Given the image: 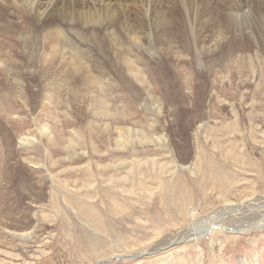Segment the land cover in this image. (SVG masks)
I'll return each instance as SVG.
<instances>
[{"label": "rangeland", "instance_id": "1", "mask_svg": "<svg viewBox=\"0 0 264 264\" xmlns=\"http://www.w3.org/2000/svg\"><path fill=\"white\" fill-rule=\"evenodd\" d=\"M115 1L43 0L42 16L0 1V264H264V227L240 229L264 221V59L212 51L223 14L249 8L260 47L263 0ZM87 7L106 20L82 25ZM50 9L76 19L45 22ZM150 10L170 20L151 46L174 51L153 60L108 19L137 27ZM190 29L201 71L185 58Z\"/></svg>", "mask_w": 264, "mask_h": 264}, {"label": "bare ground", "instance_id": "2", "mask_svg": "<svg viewBox=\"0 0 264 264\" xmlns=\"http://www.w3.org/2000/svg\"><path fill=\"white\" fill-rule=\"evenodd\" d=\"M2 1V0H0ZM52 1V0H51ZM98 1V0H97ZM106 1V0H105ZM115 1V0H114ZM120 1V0H119ZM136 1V0H135ZM224 1V0H223ZM230 1V0H229ZM246 1V0H245ZM116 4L118 3V1L116 0L115 1ZM133 2V1H131ZM137 2V1H136ZM141 2V1H139ZM228 2V0H227ZM239 2V0H238ZM249 2V1H247ZM96 3V2H95ZM103 3V2H102ZM101 3V4H102ZM135 3V2H134ZM167 3L168 4H172V3H176L178 5V7H182V10H184L185 8L184 7H192L194 6V4H196L194 2V0H167ZM213 2L211 1H207L205 2V4L207 5H212ZM224 3V2H223ZM234 3V2H233ZM2 4V3H0ZM4 4V3H3ZM7 4V3H6ZM10 4V2H9ZM12 4V3H11ZM43 0H25L24 4L25 7H30L31 9V6L33 7V5H35V7H37V10L36 12L39 14V15H43L46 13V8H43ZM47 4V3H46ZM100 4V3H99ZM100 4V5H101ZM104 4V3H103ZM108 4V3H107ZM113 4V3H111ZM110 4V5H111ZM115 4V3H114ZM129 4V3H128ZM133 4V3H132ZM145 4L146 6H149V5H160L162 4L163 5V0H145ZM231 4V3H230ZM247 4V3H246ZM252 4V2H251ZM16 5V4H15ZM28 5V6H27ZM45 5V4H44ZM48 5V4H47ZM85 5V4H84ZM206 5V6H207ZM222 5V4H221ZM229 5V4H228ZM227 5V6H228ZM248 5V4H247ZM260 5V8L262 7L264 9V0L263 2L259 3ZM258 5V6H259ZM13 6V5H12ZM56 6V5H55ZM86 6V5H85ZM89 6V5H88ZM97 6V5H96ZM120 6V5H119ZM137 6V5H136ZM135 6V7H136ZM144 6V5H143ZM251 6V5H250ZM7 7V5H6ZM5 7V8H6ZM9 7V5H8ZM15 7V6H14ZM17 7V6H16ZM21 7V6H20ZM79 7V6H78ZM90 7V6H89ZM98 7V6H97ZM113 7V6H112ZM201 7V6H200ZM237 7V6H236ZM240 7V6H239ZM247 7V6H246ZM253 7V6H252ZM18 8V7H17ZM61 8V6L59 7ZM70 8V7H68ZM74 8V7H73ZM77 8V7H76ZM88 8V7H87ZM133 8V7H132ZM139 8V7H138ZM184 8V9H183ZM245 8V7H244ZM259 8V9H260ZM2 9V8H1ZM4 9V7H3ZM48 9V8H47ZM75 9V8H74ZM101 9V8H100ZM108 9V8H107ZM222 9V8H221ZM229 9V8H227ZM248 9V8H246ZM11 10V9H10ZM9 10V11H10ZM18 10V9H17ZM25 10V9H24ZM23 10V11H24ZM34 10V9H33ZM69 10V9H68ZM68 10L65 11L64 10H60V11H50L47 12L48 15L44 18V21L45 22H50V20H55V19H63V21L65 22H69V20L71 21L72 19L75 20L76 19V16L73 15L72 16V12H67ZM72 10V9H71ZM77 10V9H76ZM83 10V9H82ZM86 10V8H85ZM84 10V11H85ZM156 10V9H155ZM201 10V9H200ZM223 10V9H222ZM233 10V9H232ZM5 11V9H4ZM6 11H8L6 9ZM81 11V10H80ZM79 11V12H80ZM98 11V10H96ZM227 11V10H226ZM109 12V11H108ZM185 12V11H183ZM4 13V12H2ZM29 13V12H28ZM74 13V12H73ZM107 13V12H106ZM110 13V12H109ZM136 13V12H135ZM181 13V12H180ZM211 13V12H209ZM24 14H26L24 12ZM80 14V13H79ZM111 14V13H110ZM114 14V13H113ZM188 12H185L184 13V18L185 16L187 17L188 15ZM132 15V14H131ZM201 15V14H199ZM203 15V14H202ZM10 16V15H9ZM23 16V15H22ZM30 16V15H29ZM112 16V15H111ZM204 16V15H203ZM255 14L253 12V10L251 8H249L247 11H243V12H233V13H229V14H223V20L225 22L224 24V30L223 31H215V33L217 34V37L219 38L220 41L218 45H214L215 48L214 50L212 51H218L219 48H220V42H223L224 45H225V56L227 57V59L231 60V59H242L245 54L247 56V58L250 57V53H245L243 52L242 50L244 49L243 47L244 46H249L251 45L252 46V49H254L255 53H252L253 56H256V55H261L262 59H264V42H262L260 44V47H259V44H258V41L256 40L255 37H253V34H252V29L255 25H257L256 23V19H255ZM26 17V16H25ZM113 17V16H112ZM202 16H200L201 18ZM19 18V17H18ZM20 18H21V15H20ZM30 18V17H29ZM32 18V16H31ZM135 18H137V27L134 26L133 24H129V23H125L124 25L120 22V21H115L113 20L111 17L108 18L109 20H111V22L113 24H117V28H119V31L118 33L120 34H123V35H126L127 38L130 39V41H132L135 44H137L136 48L137 50L139 51H142V56H147L149 59L153 60V57L155 58L158 57L163 51L165 52V55H170L171 53H173L174 51L170 48V49H167L168 46H162L161 48H153L151 45L152 43V30H157L159 29V27H166V25L169 24L170 20L168 18L165 17V14L163 12L161 13H157V12H153V11H149V13H146V12H142V11H138L136 14H135ZM192 18V17H191ZM2 19V18H1ZM25 19V18H24ZM123 19V18H122ZM211 19V20H210ZM4 20V19H3ZM23 20V19H22ZM29 20V19H28ZM39 20V19H37ZM78 22H80L82 25H89V24H95V23H99L100 21H105L106 20V17H100L98 15V17H96V15L93 13V11H91L89 8L88 10L86 11V15L82 16L81 17H78ZM121 20V18H120ZM131 20V19H130ZM1 21V20H0ZM30 22L31 19L29 20ZM36 21V19H35ZM198 21V20H197ZM210 21H213V19L209 16L207 17V19H205L203 22L204 23H208ZM9 22V21H8ZM15 22V21H14ZM34 22V21H33ZM37 22V21H36ZM126 22V21H125ZM181 22V21H180ZM25 23L26 25H28L26 22H23ZM71 23V22H70ZM38 24V23H36ZM98 25V24H97ZM110 25V24H109ZM1 26V25H0ZM15 26V25H14ZM40 26V25H39ZM29 27V26H28ZM56 27V26H55ZM104 27V26H103ZM189 27V26H188ZM62 28V27H61ZM7 29V28H6ZM17 29V28H16ZM33 29V28H32ZM49 29V28H48ZM47 29V30H48ZM125 29V30H124ZM164 30V28H162ZM188 29V28H187ZM19 30V29H18ZM82 30V28H81ZM91 30V29H90ZM183 30V29H182ZM220 30V29H219ZM23 31V30H21ZM56 31V30H54ZM94 31V30H93ZM160 31H162L160 29ZM184 31V30H183ZM190 34H191V37L190 40H189V43L190 46H191V55H188L187 57H185L186 59H191L192 61V67L196 68V71H201L200 69L202 68L203 69V62H202V53H199L198 52V48H197V45L198 44H195V39L192 37V30L190 29ZM212 31V30H211ZM210 31V32H211ZM225 31V32H224ZM14 32V30H13ZM16 32V31H15ZM91 32V31H90ZM116 32V31H115ZM151 32V33H150ZM163 32V31H162ZM170 32V31H169ZM209 32V33H210ZM1 33V32H0ZM17 33V32H16ZM93 33V32H92ZM42 34V33H41ZM49 34V33H48ZM195 34V33H194ZM3 35V34H2ZM51 35V34H50ZM76 35V34H75ZM95 35V34H94ZM93 35V36H94ZM189 35V34H188ZM196 35V34H195ZM198 35V34H197ZM60 36V35H59ZM96 36H97V33H96ZM115 36H117V32L114 33V32H110V33H107L106 34V37L108 39H113ZM75 37V36H74ZM16 38V37H15ZM14 38V39H15ZM84 38V37H83ZM87 38V37H86ZM243 38L246 39V42L244 43L243 41ZM249 38L252 39V43L248 40H250ZM27 39V38H26ZM45 39V38H44ZM99 39V38H98ZM128 39V41H129ZM57 40V39H56ZM94 40V39H93ZM125 40V39H124ZM27 41V40H26ZM41 41V40H40ZM46 41V40H45ZM123 41V40H122ZM121 41V42H122ZM139 41V42H138ZM44 42V41H43ZM69 42V41H68ZM26 43V42H25ZM54 43V42H53ZM61 43V42H60ZM20 44V42H19ZM36 44V43H35ZM59 44V43H58ZM124 44V43H123ZM121 43L120 44H116L115 45H120L122 46L123 45ZM129 44V43H128ZM55 45V44H54ZM127 45V43H126ZM125 45V47L127 48V46ZM130 45V44H129ZM32 46V45H31ZM119 46V47H120ZM131 46V45H130ZM154 46V45H153ZM211 46V45H210ZM54 47V46H53ZM118 47V46H117ZM201 47V46H200ZM22 48H25V47H22ZM27 48V47H26ZM52 48V47H51ZM55 48V47H54ZM69 48V46H68ZM131 48V47H130ZM116 49V47L114 48ZM118 49V48H117ZM128 49H129V46H128ZM134 49V48H133ZM132 49V50H133ZM21 50V49H19ZM72 50V49H71ZM79 50V49H78ZM77 50V51H78ZM122 50H125V49H122ZM127 50V49H126ZM27 51V50H26ZM25 51V52H26ZM54 51V50H53ZM131 51V50H130ZM260 51H262V53H260ZM78 52H81V51H78ZM87 52V51H86ZM92 52V51H91ZM126 52V51H125ZM129 52V51H128ZM124 53V52H123ZM131 53V52H130ZM134 53V52H133ZM245 53V54H244ZM127 54V53H126ZM129 54V53H128ZM248 54V55H247ZM33 55V54H32ZM80 55V54H79ZM89 56V55H88ZM137 56V55H136ZM90 57V56H89ZM126 57V56H125ZM42 58V57H41ZM54 58V57H53ZM45 59V58H44ZM48 60V59H47ZM64 60V59H63ZM123 61V60H121ZM227 62V61H226ZM123 64V68L125 69V72L128 74V75H132V74H135L137 75L139 72L136 68L133 67L132 63L130 61H125ZM70 68V66H69ZM140 69V68H139ZM10 80L13 82H11L12 84H14L16 87H18L20 85L19 83V79H16V76L14 77H10ZM20 87V86H19ZM140 106L145 109L146 111H149L151 112V114H154L155 113V109L153 110L151 108V106L149 105V103L147 102L146 99H143L142 102L140 103ZM39 133L41 134V136L43 135H46L48 133V129L46 127H42L40 130H39ZM33 141L34 139H27V138H20V140L18 141V145H21V144H24L25 142H30V141ZM120 143L122 142V145L123 147L126 146V142L125 140L121 139V140H118ZM121 145V144H119ZM119 147V146H118ZM122 148V147H121ZM120 148V149H121ZM179 166V165H178ZM188 166H184V165H180L179 168L182 170V169H185V168H188ZM214 222V221H213ZM213 222H211V224L209 225V227H212L213 226ZM206 228V231L204 233H207V231L210 230V228ZM261 227H264V221L263 222H255L254 224L251 223V225H248V226H245L243 228H240L242 231L241 232H244V233H248L250 230L252 229H257V228H261ZM32 230L31 231H28V232H13V231H10L8 232L12 238H16V240H23V239H26V238H31L32 235L34 234V227L31 228ZM240 231V230H239ZM34 236V235H33ZM190 237H186L185 240H189ZM195 240V238H193ZM29 240V239H28ZM183 240V239H182ZM25 241V240H24Z\"/></svg>", "mask_w": 264, "mask_h": 264}]
</instances>
